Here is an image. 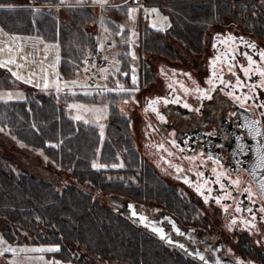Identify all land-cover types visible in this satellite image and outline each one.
<instances>
[{"label":"flooded vegetation","instance_id":"af4514ba","mask_svg":"<svg viewBox=\"0 0 264 264\" xmlns=\"http://www.w3.org/2000/svg\"><path fill=\"white\" fill-rule=\"evenodd\" d=\"M8 6L20 4L0 3ZM212 8L218 13L198 21L204 26L194 48L167 37V51L145 56V79L121 118L141 172L93 194L116 220L117 237L112 254L96 257L81 247L82 264H264V168L257 166L264 153V0H220ZM157 98L154 112L149 102ZM253 121L259 135L249 130ZM0 264H10L8 253Z\"/></svg>","mask_w":264,"mask_h":264},{"label":"trees","instance_id":"16d2710c","mask_svg":"<svg viewBox=\"0 0 264 264\" xmlns=\"http://www.w3.org/2000/svg\"><path fill=\"white\" fill-rule=\"evenodd\" d=\"M126 1L107 0L98 6V0H0L20 4L0 7V26L7 33H32L42 42H56L57 75L81 74L72 92L27 87L22 98L0 100V234L10 243L58 246L59 251L44 252L55 264H82L81 247L96 257L112 254L117 222L93 194L115 188L118 179L139 178L135 174L141 158L121 119L127 115L126 96L145 79L147 53L167 51V37L194 48L192 37L204 26L198 21L213 18L218 11L212 5L220 0H139L157 6L170 22L159 30L139 19L137 84L126 58L124 73L102 71L89 84L83 58L96 46L99 15L106 17L103 8L121 7ZM222 12L227 15L229 8ZM2 75L8 84L11 73ZM118 81L128 91H119ZM72 99L105 103L104 127L73 118L66 106ZM111 162L117 166L108 168Z\"/></svg>","mask_w":264,"mask_h":264},{"label":"rangeland","instance_id":"374dc122","mask_svg":"<svg viewBox=\"0 0 264 264\" xmlns=\"http://www.w3.org/2000/svg\"><path fill=\"white\" fill-rule=\"evenodd\" d=\"M129 9H134L135 11L129 14ZM152 9H156L157 11L152 12ZM103 10L106 12L103 13L106 17L109 16L111 19H116L117 17L118 19L115 23L99 15L96 45L101 50L107 62V66L103 69V74H108L109 72H117V74L124 73L125 67H122L121 64L126 58L133 69L130 70V78L132 79L133 76L136 77L137 70L135 69L139 57L138 51L136 50L139 19L147 25L159 30L167 27L169 21L166 15L157 6L142 2L138 3V0L125 2L121 7L110 10L103 8ZM37 39H39V41H37ZM40 39L39 37L34 38L33 35L27 34L24 36L9 34L0 26V64H6V66L1 68L7 69L11 73V75L7 77L9 80L8 84H4L0 79V100L22 98L24 96V89L27 87H42L43 89L53 90H60L65 87L72 92L73 85L78 83L81 79V74H77L75 78L57 75L56 62L59 53L58 45L57 43H50L47 41L42 42V39ZM38 43L40 46L39 49L36 47ZM22 50H24V54ZM49 52L51 53L48 54ZM8 61H14V63H6ZM13 72L17 73L22 78L17 79L16 76L12 75ZM0 78H2L1 74ZM86 80L88 82V79ZM93 81H91V83H93ZM116 84L118 88L122 86V83L119 81ZM106 88L107 86L102 90H107ZM116 94L118 95L117 92L114 94L112 93L113 96H117ZM103 96H105L103 100L106 102L107 94ZM126 98H130V95L128 94ZM66 106L69 108V113L73 118L76 119V117H80L79 120L95 123L100 129L104 127L108 111L105 103H92L72 99L70 101L68 100ZM108 165L110 167L116 164L111 162L110 164L108 163L107 166ZM30 246H32L30 247L31 249L49 247V245L44 247L41 245ZM6 247L17 250L15 253L6 252L9 255L10 264H17L18 261L20 264H25L23 261H26L27 264H49V262H51L50 258L46 256L40 259L42 256H40L39 252L35 251H32L33 255L24 253V256H19V250L27 249V245L10 243L0 234V251Z\"/></svg>","mask_w":264,"mask_h":264},{"label":"snow or ice","instance_id":"6c2138e0","mask_svg":"<svg viewBox=\"0 0 264 264\" xmlns=\"http://www.w3.org/2000/svg\"><path fill=\"white\" fill-rule=\"evenodd\" d=\"M98 2H100L101 4H104V3H107V0H98ZM133 11H135L134 9H129V14H131ZM152 12H156L157 10L156 9H152L151 10ZM229 40L232 39V37H228ZM215 47V44L213 45ZM249 47H255V45H252V44H249ZM247 55V54H245ZM262 55V58H264V53L261 54ZM248 58V61L250 64H254L255 61L252 60V57L251 56H247ZM6 63H14V61H8ZM6 66V64H0V67H4ZM229 71H231V67L229 68ZM244 72L246 75L249 74V69L245 68L244 69ZM13 76H16L17 79H21L22 77H20L17 73L13 72L12 73ZM213 76L216 75V72L213 71L212 73ZM260 75L261 76H264V72H260ZM26 82H29V81H26ZM75 83V82H73ZM132 83L133 85H136L137 84V79L135 76L132 77ZM208 83H211V80L208 81ZM238 83H239V80H238ZM138 90V88H134L132 89V91H136ZM199 90V89H197ZM109 91H112V90H109ZM119 91H128L127 89H124L122 86L119 88ZM203 95V93H201ZM161 98H157L156 100H152L149 102V106L151 107L152 111L156 112V108L154 107V105L159 102ZM127 101H125L126 103ZM165 103H168L169 101L165 100L164 101ZM173 103H175L176 101H172ZM76 107H79V106H76ZM184 107H189V105L185 104ZM159 115V113H157ZM76 119H80V117H76ZM160 119L163 120L164 118L162 116H160ZM256 124L257 122L256 121H253L250 125H249V130L251 132H256L257 135H259L260 133L257 131L256 129ZM162 147V145H161ZM209 159H211V157H209ZM117 165H113V167H116ZM119 166H122V165H119ZM258 167L260 168H264V153H261L260 156H259V162H258ZM93 167H103L102 165L98 166L96 164H93ZM215 171V170H213ZM202 175V174H201ZM222 175V174H221ZM188 182V181H186ZM217 182H219V176H217ZM234 183H239L238 181H235ZM220 187L223 189L225 187V185L221 184ZM197 191L199 192L200 189L198 188ZM245 191L247 192L248 196L251 197L253 195V193L248 190V189H245ZM259 191H260V195H261V198H264V180H262L259 184ZM207 197H205V201L207 202ZM217 203H219L220 201L217 200L216 201ZM254 202V201H253ZM132 206H130L131 208ZM239 210V208L237 209ZM249 211H251V209H249ZM260 211L264 212V208L260 209ZM132 215H136V212L133 210L132 211ZM141 219H143V217H141ZM155 230V229H154ZM179 231V230H177ZM161 238H164L163 235L161 236ZM181 248H183V245H179ZM17 250L14 249V248H11V247H6L4 248L2 251H0V255H3L4 253L6 252H13L15 253ZM19 251H35V252H55V251H59V247L58 246H55V247H48V248H35V249H20ZM201 259H204L203 256L200 257ZM40 259H43V257H41ZM58 264V262H57Z\"/></svg>","mask_w":264,"mask_h":264},{"label":"built area","instance_id":"2783aa9c","mask_svg":"<svg viewBox=\"0 0 264 264\" xmlns=\"http://www.w3.org/2000/svg\"><path fill=\"white\" fill-rule=\"evenodd\" d=\"M83 61L86 64L85 74L89 83H91L95 77L99 76L107 66L104 55L97 45L86 53Z\"/></svg>","mask_w":264,"mask_h":264},{"label":"crops","instance_id":"0c3cea01","mask_svg":"<svg viewBox=\"0 0 264 264\" xmlns=\"http://www.w3.org/2000/svg\"><path fill=\"white\" fill-rule=\"evenodd\" d=\"M100 5V4H99ZM17 34H19V35H26L25 33H17ZM16 35V34H15ZM27 35H33V37L34 38H36V37H38V36H36V35H34V34H32V33H29V34H27ZM33 41H34V39H33ZM37 41H39V39H37ZM19 42V41H18ZM20 42H22V41H20ZM50 43H56V42H50ZM23 45V44H22ZM21 45V46H22ZM38 49L40 48V46H39V43H38V45L36 46ZM23 48V47H22ZM44 50H46V49H44ZM22 52H23V54H24V50H22ZM51 52H49L48 54H50ZM39 57V56H38Z\"/></svg>","mask_w":264,"mask_h":264}]
</instances>
